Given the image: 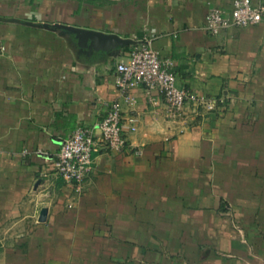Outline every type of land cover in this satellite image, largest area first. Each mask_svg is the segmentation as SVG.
<instances>
[{
  "label": "crops",
  "instance_id": "crops-1",
  "mask_svg": "<svg viewBox=\"0 0 264 264\" xmlns=\"http://www.w3.org/2000/svg\"><path fill=\"white\" fill-rule=\"evenodd\" d=\"M232 6L233 0H0V264H172L156 251L162 247L183 250L186 264H236L211 257L219 239L229 251L245 247L235 235H218L230 232L235 216L245 217L232 208L231 188V196L221 190L247 183V121H264V19L210 33L208 11ZM55 23L152 40L171 61L177 85L214 99L215 108L199 106L186 120H172L160 92L153 105L144 86L133 89L138 128L128 132L129 147L115 152L99 140L78 193L57 175L55 160L79 124L101 137L97 125L109 103L122 99L116 64L131 45L116 55L89 54L74 34L47 27ZM44 206L48 218L41 221ZM203 229L212 235L204 247L210 255L199 258ZM252 263L264 264V253Z\"/></svg>",
  "mask_w": 264,
  "mask_h": 264
},
{
  "label": "built area",
  "instance_id": "built-area-1",
  "mask_svg": "<svg viewBox=\"0 0 264 264\" xmlns=\"http://www.w3.org/2000/svg\"><path fill=\"white\" fill-rule=\"evenodd\" d=\"M264 19V3L252 0H233L230 10L212 7L206 16L205 28L219 34L230 26H253ZM170 60L163 59L152 40L140 41L130 47L128 56L116 64L115 83L122 99L109 103L107 114L98 123L101 137L94 128L79 124L62 142L54 168L57 175L73 183L80 193L92 170L94 152L98 141L104 140L115 152H123L130 145L128 132L137 130L138 119L130 113L137 102L132 90L144 86L149 101L160 103V92L167 116L172 120H186L187 111H197L199 106L208 110L215 108L216 101L177 85V76Z\"/></svg>",
  "mask_w": 264,
  "mask_h": 264
},
{
  "label": "rangeland",
  "instance_id": "rangeland-1",
  "mask_svg": "<svg viewBox=\"0 0 264 264\" xmlns=\"http://www.w3.org/2000/svg\"><path fill=\"white\" fill-rule=\"evenodd\" d=\"M240 122L244 124V121L242 122L240 120ZM238 124L235 123L234 127H239ZM261 126H263L262 130L259 129ZM247 130L250 133L251 139V145L247 147V165L251 166L250 169H247V179L245 180L247 183L238 186L225 185L224 187L222 186L225 191L223 189L221 190V192H224V195L231 196L227 193V191L229 192V188H231V193H233L230 199V202L233 203L232 208L235 212L239 211L244 213L245 217L241 218L238 217V215L235 216V226H232L230 232L226 230L230 234L225 232H220V234H218L220 237L224 238L226 236L230 237L231 234L233 236L235 235L236 240L244 244L245 247L241 246V248H239L241 250L238 251L234 249L232 252L226 249V247L220 243L219 239L218 248L214 251V256L212 255L211 257H214L215 261H217L215 257H219L220 259L222 257L225 258L224 260H231L230 263L247 264V261L256 262V258H258L260 253H264V121H261L260 117L257 115L256 119L247 121ZM242 156L241 154V157ZM226 171L227 170H223V172ZM235 187H238L239 190ZM230 211H228L227 214L230 215ZM206 231L207 230L203 229L204 233L202 232L203 234L199 241L202 246H200L198 250H194L199 258L201 255L206 254L204 253L206 250L204 247L207 242L212 240V235ZM156 235L157 240L162 242L163 233ZM159 235H162V237ZM185 235L186 234H184V236ZM247 244L251 246L249 252L246 250ZM156 251L161 252L162 256L167 258L169 263L171 261L172 264H186L187 258L182 255L183 250L162 247V249H157ZM207 255L209 256L210 254ZM208 256L205 255V257ZM222 260L223 259L219 261V264H225V262L229 263V261L224 262Z\"/></svg>",
  "mask_w": 264,
  "mask_h": 264
},
{
  "label": "water",
  "instance_id": "water-1",
  "mask_svg": "<svg viewBox=\"0 0 264 264\" xmlns=\"http://www.w3.org/2000/svg\"><path fill=\"white\" fill-rule=\"evenodd\" d=\"M47 27H50L53 30L62 29L66 33L74 34L81 50L89 54L93 53L95 50H102L116 55L117 50L121 47L140 42L131 38H124L115 32H104L101 30L77 27L63 23H55L52 26L47 25ZM39 183L40 182H38L37 185ZM48 212V207L44 206L41 209L39 219L41 221H46L48 218Z\"/></svg>",
  "mask_w": 264,
  "mask_h": 264
}]
</instances>
